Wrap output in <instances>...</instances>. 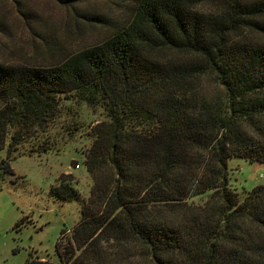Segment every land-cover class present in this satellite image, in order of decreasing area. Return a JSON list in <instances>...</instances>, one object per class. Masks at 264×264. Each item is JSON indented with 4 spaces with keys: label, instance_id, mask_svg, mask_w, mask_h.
Wrapping results in <instances>:
<instances>
[{
    "label": "trees",
    "instance_id": "trees-1",
    "mask_svg": "<svg viewBox=\"0 0 264 264\" xmlns=\"http://www.w3.org/2000/svg\"><path fill=\"white\" fill-rule=\"evenodd\" d=\"M134 1L127 25L59 64H0V150L8 136L11 149L46 130L62 95L101 105L110 119L87 165L110 167L114 181L83 200L57 263L31 255L26 264H112L108 245L131 241L153 264H264V185L241 200L228 168L232 155L264 162V43L244 36L264 34V0ZM204 3L215 10L202 12ZM159 48L195 59L162 61ZM208 75L212 95L194 85ZM206 193L202 209L189 205ZM52 194L80 199L61 178Z\"/></svg>",
    "mask_w": 264,
    "mask_h": 264
},
{
    "label": "rangeland",
    "instance_id": "rangeland-1",
    "mask_svg": "<svg viewBox=\"0 0 264 264\" xmlns=\"http://www.w3.org/2000/svg\"><path fill=\"white\" fill-rule=\"evenodd\" d=\"M134 0H0V64L7 66H53L88 47L99 44L127 25L134 14ZM216 5L198 6L202 12ZM245 38L264 43V34L247 30ZM154 56L162 61L189 63L195 56L159 48ZM196 89L212 95L216 81L202 76ZM72 97V98H71ZM110 119L101 105L92 106L62 95L60 111L46 130L26 135L9 149L10 136L0 150V264H26L35 258L59 261L56 250L62 231L65 238L82 218L83 200L96 186L112 184L110 167L89 170L88 156L102 126ZM13 133V130L12 132ZM229 183L240 199L264 185V162L232 155L228 160ZM72 185L80 199L60 200L52 194L58 180ZM211 193L192 197L195 210L211 200ZM171 221L177 218L168 215ZM104 247H107L106 245ZM112 264H153L140 244L109 245ZM107 247V248H108ZM110 255V254H109Z\"/></svg>",
    "mask_w": 264,
    "mask_h": 264
}]
</instances>
